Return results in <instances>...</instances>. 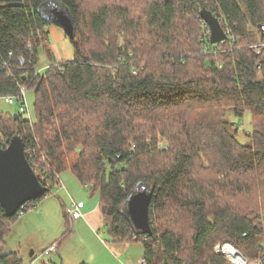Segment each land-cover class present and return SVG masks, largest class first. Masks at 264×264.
<instances>
[{
  "label": "trees",
  "instance_id": "1",
  "mask_svg": "<svg viewBox=\"0 0 264 264\" xmlns=\"http://www.w3.org/2000/svg\"><path fill=\"white\" fill-rule=\"evenodd\" d=\"M201 9L219 19L225 41L209 43ZM50 10L72 23V60H56ZM260 26L264 0H0V98L21 88L35 97L31 119L0 112V147L20 137L48 189L13 217L0 207V264H24L5 241L18 213L58 190L65 171L97 197L114 243L142 244L143 264H230L214 252L223 243L264 264ZM246 112L241 144L228 116ZM138 191L151 194V234L127 214Z\"/></svg>",
  "mask_w": 264,
  "mask_h": 264
},
{
  "label": "rangeland",
  "instance_id": "2",
  "mask_svg": "<svg viewBox=\"0 0 264 264\" xmlns=\"http://www.w3.org/2000/svg\"><path fill=\"white\" fill-rule=\"evenodd\" d=\"M49 38L53 45L56 60H72L74 58L73 46L69 38L65 36L64 30L53 26L49 32ZM46 60L48 59L45 54L39 51L40 73L44 72L45 65H49ZM25 98L29 114L21 113V115L23 119H31L35 99L33 91L25 89ZM19 108L17 100L14 99L12 103H6L0 98V112L15 115L20 113ZM228 118L233 123L238 122L237 141L246 144L245 133L251 130L250 113L246 112L241 119L234 115H229ZM59 177L61 182L65 183V188H67H63V190L53 189L52 194L41 199L33 208L27 209L22 216L18 217L5 241L6 251L18 252L24 264H77L78 261L89 258L97 259L96 264H108L107 260L110 257L113 258V255L100 247L98 242H101L111 248L116 257L115 259L126 264H129V262L131 264L140 263L144 253L142 244L136 241L114 243L108 235L106 226L96 231L84 227L76 233L73 228L75 224L73 221L69 232V229L65 226L62 205H68L74 195L66 186V181L71 179L77 186H80V182L70 171L61 173ZM81 190L83 202L92 199L97 202V197L91 196L88 189L83 187ZM85 224L90 226L88 222ZM56 241L60 242L58 253L51 252L45 255L44 250H47ZM31 251H34L35 256L30 260ZM112 262L110 264H117L114 258ZM78 264L80 263L78 262Z\"/></svg>",
  "mask_w": 264,
  "mask_h": 264
},
{
  "label": "water",
  "instance_id": "3",
  "mask_svg": "<svg viewBox=\"0 0 264 264\" xmlns=\"http://www.w3.org/2000/svg\"><path fill=\"white\" fill-rule=\"evenodd\" d=\"M53 22L72 38L73 26L63 11L50 10ZM199 17L209 29V43L217 44L227 39L219 19L207 9H201ZM261 41L264 42V26H260ZM18 119V114L13 115ZM48 191L39 182L24 152L23 140L14 136L6 148L0 147V207L6 217H13L26 203L39 199ZM151 194L138 191L126 201L128 217L135 230L151 234L148 206Z\"/></svg>",
  "mask_w": 264,
  "mask_h": 264
},
{
  "label": "crops",
  "instance_id": "4",
  "mask_svg": "<svg viewBox=\"0 0 264 264\" xmlns=\"http://www.w3.org/2000/svg\"><path fill=\"white\" fill-rule=\"evenodd\" d=\"M52 27L53 26L47 28L49 32L51 31ZM52 49H53V45H52ZM46 61H48V60H46ZM46 67L47 66L45 65L44 69ZM38 68H39V70L41 68L40 67V62L38 63ZM59 180H60V187H59L58 190H63V188H65V183L61 182L60 177H59ZM66 186L69 187V189L71 190V194L74 195V196L71 197L72 198L71 202L68 203V205L67 204L63 205L65 207V209L70 207L72 205V203L82 204V209L81 210H82L83 217L74 221V223H75L74 227H73L74 231L77 233L80 230V228H84V227L85 228L88 227L89 229H92L94 231L102 229L104 227V221H103V216H102L101 211H100L99 206H98V202H95V200H93V199L91 201H88V202H83L82 201V199H81V197H82L81 196V191L82 190L81 189H83V186L81 184H80V186H77V184L73 180L70 179V180L66 181ZM84 201H85V199H84ZM43 212H44V210H43ZM44 215H45V212H44ZM86 222H88L90 226H87L85 224ZM98 243H99L100 247L104 251H106L107 253L113 255L114 260H116L115 263H117V264H126V263L121 262L120 260L115 259L116 257L114 256L113 251L111 250V248L106 246V244H102L101 242H98ZM56 248H57L56 251H54L53 253H58L59 246L56 245ZM49 253H51V252H49ZM47 254H45V255H47ZM29 256H30L29 258L31 260V258H33L35 256L34 251H31ZM113 258L110 257L107 260L108 264H110L113 261ZM78 262L80 264H96L97 263V259L89 258L87 260H81V261H78ZM78 262H77V264H78ZM98 263H100V262H98ZM112 263H114V262H112ZM140 263H137V264H140ZM129 264H131V262H129Z\"/></svg>",
  "mask_w": 264,
  "mask_h": 264
},
{
  "label": "built area",
  "instance_id": "5",
  "mask_svg": "<svg viewBox=\"0 0 264 264\" xmlns=\"http://www.w3.org/2000/svg\"><path fill=\"white\" fill-rule=\"evenodd\" d=\"M28 50L31 51V47H28ZM9 55H12V52L9 53ZM17 62L19 64H24V57L23 56H17ZM5 66L8 67V65L5 64ZM6 103H12L14 99H16L19 103V112L24 114L27 113L29 114V109L26 104V98H25V89H20L19 91V96L13 97L12 95H5L1 97ZM23 206L20 208L22 209ZM19 209V210H20ZM82 204H76L72 203V205L68 208L65 209V213L67 214L68 217L71 218L72 221L78 220L83 217L82 214ZM24 211H20L18 213V217L22 216ZM56 245H51L47 250L44 251V254H47L49 252H54L56 251ZM214 252L216 254L222 255L225 260H227L230 264H260L259 261H249L243 254H241L234 246L228 244V243H223V244H218L214 248ZM140 264H143V260L141 261Z\"/></svg>",
  "mask_w": 264,
  "mask_h": 264
}]
</instances>
